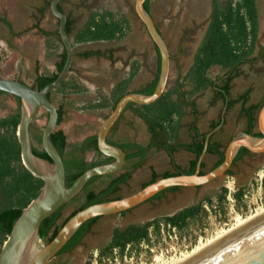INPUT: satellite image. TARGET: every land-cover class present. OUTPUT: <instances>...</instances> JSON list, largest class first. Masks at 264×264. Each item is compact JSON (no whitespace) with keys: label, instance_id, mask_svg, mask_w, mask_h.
<instances>
[{"label":"crops","instance_id":"0c3cea01","mask_svg":"<svg viewBox=\"0 0 264 264\" xmlns=\"http://www.w3.org/2000/svg\"><path fill=\"white\" fill-rule=\"evenodd\" d=\"M23 1L27 3L28 1L30 3L34 2L38 9L43 10V16L34 15L30 9L31 7L25 6L22 9L20 2ZM51 1L0 0V8L9 11V17L15 21L18 32L14 42L11 40L12 48H9L3 38L5 37L4 34L7 33L6 28L2 24L0 25V51L4 55L1 63L2 75L37 88V79L39 77H48L60 73L58 66L66 50L58 32L59 20L49 8ZM66 1L62 0L59 8L67 16V21L70 20L72 23V30L69 36L74 47L75 56L69 75L56 90L51 92L50 98L58 109L63 110V120L66 119L67 122L61 125V130L66 133L68 142L74 144L80 143L84 136L74 142L70 134H73V136L77 133L83 134L91 129L93 136H97L102 121L110 115L121 97L133 92L143 93V89L153 84L158 75H160L159 67L161 64L159 63L161 62V57L145 25L134 13L133 0H127V3L119 0L120 3L118 5L125 6L124 10H118L116 7L112 8L104 4L94 6L88 4L82 7V3L72 0L76 5H81V10H74L72 9L73 3ZM131 6L132 8L130 9ZM34 8L36 7L34 6ZM104 9L112 11L115 21L117 20L119 23L120 29L117 31L116 37L109 40H98L91 37L81 42L79 38L85 34L86 30L94 31V26H89L93 14ZM99 19V16L95 17L97 22ZM2 20L4 23L10 24L7 18L3 17ZM174 87H179V92L172 93L171 99L180 102L184 108L175 138L164 133L154 136L148 123L146 111L142 105L129 104L126 108L132 107V109L128 111L126 109L119 118L121 121L118 120L113 127V130L117 129V133L114 135L116 140L114 144L120 147L133 144L135 146L132 147V151L139 150L135 148L136 146L144 147L147 149L146 151L151 146H154L150 149V154L146 158L154 157L155 154L159 153L161 154L159 157L168 158L171 165L175 158L173 157L174 155L171 156L169 154L168 149L170 147L176 149L183 143L185 148L178 152L176 159L183 161L180 163L187 166L188 169L191 161L197 158L196 153L189 146L205 142L206 135L211 133V128L221 119V116L218 115L216 118L210 112H206L208 108L206 104L209 106L211 103L209 102L210 99L206 98V101L204 97L197 98L195 94L189 96L192 85L185 82L184 77L178 79L175 83H170L169 81L165 92L170 91ZM182 87H184V92H181ZM188 87L189 89L187 90L186 88ZM225 103L226 100L223 104L218 102L214 105L213 111L218 109L220 105L223 106L224 110ZM198 107L201 110L200 116L197 115ZM186 109L188 110V116H184ZM227 109L225 112H227ZM96 127L98 129L94 133ZM77 130L78 132H76ZM120 131L124 134V141H120L118 138ZM230 136L231 134L229 135L228 133V138ZM193 137H196V140L191 142ZM149 143L151 144L149 145ZM227 145L223 146L221 150L224 153ZM96 155L97 153L94 156L91 154L92 159L90 161ZM213 155L219 157V160L215 161V165L219 163L221 155L215 152H208L202 162L204 167L207 165L206 159ZM143 156H137L140 158L135 157L127 161L125 167L131 161L134 165L139 164L146 159ZM118 174L116 175L119 176ZM245 180L244 183L238 184L236 188L237 192L240 190L244 192L242 202H247L244 197H248L245 191L249 181L253 180V184L250 186L253 191L254 184L260 192L264 188V178L262 182L257 180V178H246ZM189 206L191 205L179 208L172 215ZM209 206L211 205L204 203L205 209L210 212ZM223 216L220 214L221 219ZM198 224H200L199 220L194 219L187 229L184 231L179 230L180 240L187 239L186 234L193 232V226H198ZM160 236L161 234L158 236L154 234L153 228L150 229V242L152 244L159 242Z\"/></svg>","mask_w":264,"mask_h":264},{"label":"trees","instance_id":"16d2710c","mask_svg":"<svg viewBox=\"0 0 264 264\" xmlns=\"http://www.w3.org/2000/svg\"><path fill=\"white\" fill-rule=\"evenodd\" d=\"M145 7L150 12L149 1L145 4ZM96 16L100 17L98 22L95 20ZM90 25L94 26V31H91L90 29L86 30L85 34L79 38L81 42L91 37L98 40L113 39L116 37L117 31L120 29L119 23L117 20L115 21L112 11L105 9L93 14L92 20L89 22V26ZM71 30L72 23L68 20L67 32L70 33ZM258 36L259 14L257 0H226L225 4L222 3L221 0H213L211 22L207 33L198 49L194 64L184 77V81L192 85V90L189 91V96H192L209 86H215L216 81L220 78V75L224 70L236 68L239 64L249 61V58L255 52ZM3 59L4 55L0 51V73ZM66 59L67 54L65 51L62 56V61L58 66L59 72L64 68ZM159 64H161V62ZM160 68L161 65L159 71ZM215 70L217 71L216 73L214 72ZM58 75L59 73L48 77H39L37 79V88H44L46 85L53 82ZM232 77L233 76L230 75L229 78L223 81V91L220 92L222 97H226V94L229 92ZM158 80L159 75L153 84L143 89V93L152 94L156 89ZM174 92H179V87H174L170 91L165 92L152 104L142 105L146 111L148 123L154 136L164 133L175 138L177 135L184 108L180 102L171 99V94ZM7 94V92L0 90V100H2L1 98ZM50 95L51 93H49L48 96L50 97ZM17 100L19 104L17 111L0 118V252L14 223L19 218L22 211L39 195L44 186V181L34 176L27 169L22 160V147L17 135L21 118V100L18 97ZM240 100L243 102V110H246V113L248 114V131L251 133L257 120V114L254 111L260 106L246 109L244 106L248 100L247 94L242 95ZM142 107L140 106V108ZM62 121L63 110L59 109V123ZM31 136L34 152L41 157L51 160L43 149L42 133L40 132V129L37 128L34 130L31 128ZM51 138L64 158L68 186H71L87 169L113 160V158L106 157L99 151L96 135L89 137L82 143L70 144L64 130L58 129L52 134ZM134 146L135 145L133 144L121 146L128 153L127 161L137 156H143L147 152L146 148L140 146L135 147L139 150L132 151V147ZM189 147L194 153H196L197 158L191 161L186 173L193 174L197 169L198 158L203 152L204 142L196 143V145ZM87 149H95L97 151V155L92 161H87L83 154ZM174 149V147L168 149L171 156L174 153ZM208 152H215L221 155V160L214 166V168L224 160V152L214 147L212 144L209 145ZM245 152H247V149L244 148L237 158H240ZM203 169L204 164H202L201 174L205 173ZM228 172L227 174H230ZM181 173L184 172L181 171L177 174ZM171 175L175 174L166 172L163 177ZM131 176L132 172L128 171L119 176L113 174L97 176L91 179L85 186L83 193L73 200L80 201L79 206L74 209L62 221V223H59V220L63 217V209L65 206L42 222L39 230L41 239L45 240L47 243L52 241L62 226L76 212L91 204L113 199L110 196L119 192L121 185L127 184ZM158 178L159 175L153 170L151 180L146 182L144 186L154 182ZM97 180H100L104 185L100 190H97L94 187V183ZM178 188L179 187H172L168 190H176ZM163 192L157 194L152 199L159 198ZM243 195V190H240L235 194L239 210L242 208ZM226 199L227 189L225 188L218 196L219 201L217 206L213 205L211 197H208L206 200L207 203L214 208L215 213L222 212L223 214H226ZM126 212L121 214H125ZM208 214L209 211L205 209L204 203L200 202L199 204L185 207L174 215L157 218L146 224H130L125 228L117 227L114 231L113 242L108 248L101 251V257L99 256V258L102 260L104 256H112L115 248L118 249L120 257H125L126 255L131 254L133 249L137 250L141 243L146 242L147 244H152L150 242V229L153 228V232L156 236L160 235L161 220L170 222L171 224L176 225L180 231H184L190 226L192 220L203 221V218L207 217ZM100 218L101 217H97L87 221L64 246L59 254L67 252L77 244ZM128 246L129 250H127ZM56 264L67 263L58 262Z\"/></svg>","mask_w":264,"mask_h":264},{"label":"water","instance_id":"95a60500","mask_svg":"<svg viewBox=\"0 0 264 264\" xmlns=\"http://www.w3.org/2000/svg\"><path fill=\"white\" fill-rule=\"evenodd\" d=\"M61 1L52 0L50 3L52 14L59 20L58 32L67 54L66 63L58 77L44 88L38 89L0 73V90L21 100V118L17 135L22 147L23 163L34 176L44 181L39 195L22 211L14 223L0 252V264H49L87 221L132 210L172 187L190 188L209 184L227 174L241 148H246L253 153L264 152L263 105L257 119L261 135L248 132L236 135L228 143L224 160L217 167L206 173H200L203 159L208 153L211 132L206 135L195 173L160 177L130 195L91 204L70 217L55 238L41 246L39 230L45 219L81 195L87 183L94 177L117 174L125 169L127 153L108 140L109 133L129 104L149 105L157 101L167 90L171 77V53L152 14L145 7L147 0H134L135 14L145 25L160 53L161 70L158 84L152 94L133 92L118 100L110 115L102 121L97 133L99 151L113 160L87 169L71 186H68L64 158L51 138L56 130L61 129L59 109L48 96L67 78L75 56L74 47L67 32V16L59 8ZM227 105L225 103L222 122ZM42 112L48 113L42 130V146L51 160L37 155L33 150L31 127ZM178 264H264V212Z\"/></svg>","mask_w":264,"mask_h":264},{"label":"rangeland","instance_id":"374dc122","mask_svg":"<svg viewBox=\"0 0 264 264\" xmlns=\"http://www.w3.org/2000/svg\"><path fill=\"white\" fill-rule=\"evenodd\" d=\"M176 2L175 6L170 5L168 0H150L151 8L156 16V18L161 21H164L163 29L170 37L169 32L174 29L175 25V18L174 13L177 12L176 6L182 7L183 9H187L192 4V1L195 0H173ZM222 3L225 4L226 0H221ZM134 2V0H133ZM196 7L199 13V21L204 18V15H209L210 13V6L213 3V0H196ZM263 3L264 0H260ZM120 1L117 0H106L103 4L109 5L110 7L118 8V10H124L125 6L118 5ZM131 3V2H130ZM102 4V5H103ZM132 6L130 7V9ZM183 13H185L183 11ZM168 31V32H167ZM180 35L175 37V39H180ZM264 45V10L263 14L261 15L260 25H259V36L257 41V46L260 48ZM175 47V45L173 44ZM196 46V45H195ZM175 50V48H174ZM193 47L189 46L186 53L181 56L182 61V69L181 72L186 73L187 69L189 68L190 62L192 60V51ZM261 61H258L254 64L248 63L241 67L238 77L234 81L233 84V94L235 97L243 94H247L250 97L249 104L260 106L256 109V113L260 111L261 107L264 105V64L262 66ZM176 64L172 65L170 83H175L179 79V72L177 71ZM217 72L216 70L214 71ZM185 75V74H184ZM187 90L189 89L186 88ZM208 96V95H207ZM210 98V95L208 96ZM2 101L0 103V118L13 114L17 111L19 104L17 98L13 97L12 95H5L1 98ZM208 107V104H206ZM240 105H236L232 111L230 112L229 121L230 125L229 128L231 129L229 135L231 136L225 139V146L228 144L229 140L232 136H236L243 131L244 127V119L241 116ZM223 110V106L220 105L218 109H212L210 112L216 118ZM48 117L47 112H42L37 119L33 122L32 127L34 130L37 128L40 129L42 133L44 122ZM67 121L66 119L62 121L61 125L65 124ZM98 127L94 129L97 131ZM78 132V130L76 131ZM86 134L77 133L73 136L70 134L71 139L76 142L80 139V137ZM118 138L120 141H124V134L120 131L118 133ZM228 139V140H227ZM161 154H155L154 157H149L144 159L138 165L140 167L137 169L134 178L128 182L127 184H123L122 188L119 192L111 195L110 197L113 199L121 198L127 195H130L141 188L144 187L146 181L152 177L153 166H156L157 170L160 173L166 172L167 169H170L171 165L166 157H159ZM184 157V156H183ZM182 157V159H184ZM87 160H91V153H88ZM219 160L218 156L208 157L206 159L207 165L204 167V171L208 172L215 166V161ZM134 163L131 161L128 163L129 167H132ZM159 175V174H158ZM259 175H264V165H261L255 171H249V174L242 173L240 176L237 177L235 175H225L223 177L218 178L217 180L206 184L200 188L198 187H190L188 189H180L174 192H168L166 197L160 201H157L156 204L153 201H148L134 209V211L128 213L127 215L117 214L106 216L104 218H100L93 226L92 232L85 236L84 242L82 246L74 249L72 251L66 252L62 256L64 257H56L54 260L61 261L62 259H66L72 264H79L83 260L86 259L87 255L94 256L96 253L98 254V264H159L156 261L157 255H163L165 260L170 259L173 256H180L184 252H190L197 244L200 243V239L202 241L208 240L210 237H213L216 233L221 231V229H227L234 224L235 217L240 214L244 217L254 213L257 209L264 206V188L262 192L257 190V187L254 184V191L251 189V184H253V180L248 182L245 194L248 195L247 202H242V210L238 209V203L232 205V203L226 199L225 207H226V214L215 213L214 208L209 206L210 212L207 217L203 218V221L199 220L200 224L198 226H193V232L191 231L189 234H186L187 239L180 240L178 243L173 242L169 239H165L164 236L161 234L160 241L154 244H142L136 250L133 249L132 253L127 255V258L120 257L118 259H114V251L112 256H104L101 260L99 258L101 249L100 246H103L112 236L114 229L117 227H124L129 224H146L151 222L157 218H162L165 216L172 215L175 211L183 206H188L192 204H197L200 202L207 203V198L211 197L213 201V205L217 206L218 203V196L222 193L223 189H227L228 186L234 187L235 189L238 187V184L244 183L246 178H258ZM163 177V176H160ZM159 177V178H160ZM94 187L97 190L102 189L104 186L100 180H97L94 183ZM237 191V189H236ZM228 196V192H227ZM80 204V201H72L68 203L63 209V217L59 220V223L62 221ZM210 205V204H209ZM241 207V205H240ZM220 214L224 215L223 218H220ZM226 216V217H225ZM225 217V218H224ZM163 221V220H161ZM181 239V237H180ZM47 242L43 239L39 240V244L44 246ZM131 249V248H130ZM95 257V256H94ZM101 257V256H100ZM107 257L110 259L107 260ZM113 257V258H112ZM89 264H96L95 260L93 262H89Z\"/></svg>","mask_w":264,"mask_h":264},{"label":"flooded vegetation","instance_id":"af4514ba","mask_svg":"<svg viewBox=\"0 0 264 264\" xmlns=\"http://www.w3.org/2000/svg\"><path fill=\"white\" fill-rule=\"evenodd\" d=\"M74 1H76V0H74ZM74 1L67 0L66 2H68V3L72 2L73 3L72 4V9H74V10L75 9L76 10L80 9L81 10V5H82V7H83V5L87 6L88 4H90L92 6L99 5V4L101 5L106 0H77L78 3H82L81 5H76L74 3ZM117 1H119V0H117ZM122 1L124 3H127V0H122ZM147 1H149L150 13L152 14L158 29L161 31V33H162L163 37L165 38V40L167 42V45L169 47V50H170V53H171V61H172L171 66L173 64H176L177 69H178L177 71L179 72V79H182L183 77L186 76L187 72L189 71L191 66L194 64L198 49H199L200 45L202 44L203 39L205 38V35L207 33L209 24L211 22L212 5L210 6L209 15H204V18H202L201 21H199V19H198L199 18V13L197 11V7H196V4H195L196 0L192 1V4L187 9H183L182 7H178L177 8V6H176L175 10L177 12H175L174 16H173L175 18V20H174L175 21L174 29L169 32L170 37H168V34L163 29L164 21H161V20L158 21V19L156 18L155 14H154V12H153V10L151 8L150 0H147ZM147 1H146V3H147ZM168 2L170 3L171 7L176 5V2H174L173 0H168ZM20 3H21L20 6L22 7V9H24L25 6L29 7V8L31 7L30 9H31V11H32V13L34 15L37 14V15L43 16V14H44L43 10L38 9L37 5L34 4V2L30 3L28 1V3H27V2L23 1V2H20ZM34 6L36 8H34ZM257 7H258L259 25H260L261 15L263 14V10H264V2L263 3L261 2V5H260V0H257ZM183 11L185 13H183ZM134 13H135V11H134ZM3 17L7 18L9 20L10 24L4 23L3 20H2ZM1 24L3 25L4 28H6V31H7V33L4 34L5 37H3V38L6 41V43L8 44L9 48H12L11 40L14 42V38L18 34L16 25H15V21L12 18L9 17V11L8 10L5 11V10H2L0 8V25ZM177 34H178V36L180 35V37H179L180 39H175ZM173 44L175 45V47L173 46ZM189 46H192L194 50L192 51V60L190 62L189 68L187 69L186 73H184L185 74L184 75L183 72H181V69H182V67H181L182 66L181 56L184 53L187 52ZM174 48H175V50H174ZM263 60H264V45H262L260 48L258 46H256L255 52L249 58V61L239 64L236 68H231V69L224 70L221 73L220 78L216 81V83H215L216 85L215 86H209L206 89H204L202 91H199V92H197L195 94V96H197V98L198 97L199 98L204 97L205 100H206V98L210 99L209 102H211V103L209 104L208 108L206 109L207 110L206 112H211L213 107H214V105L217 104L218 102L223 104L225 102V100H226V103L228 104V106H227L228 109H227V112H225L224 121L222 122V112H223L222 111L220 113L221 119L218 122L216 121L217 123H215V125L210 130L212 132L210 143L214 147L222 150L223 146H225V139L227 138L228 132L231 131V129L229 128V125H230V121H229L230 112L232 111V109L237 104L241 106L240 107V111H241L240 113H241L242 118L244 119V124H245L244 127H243V131L242 132H248L249 133V131H248L249 130L248 114L246 113V110H243V102H242V100H240L242 95H239V96L235 97V95L233 94V91H232L233 90V84H234V81L236 80V78L238 77L240 69H241V67H243V65H246L248 63L254 64V63L258 62V61L263 62ZM263 64L264 63H262V66H263ZM1 73H2V70H1ZM230 75H232L233 77H232L231 82H230L229 92L226 94V97H222L220 95V92L223 91V89H222L223 81L225 79L229 78ZM181 92H184V87H182ZM7 95H10V94H7ZM206 95H208V96L210 95V98L208 96H206ZM1 101L2 100H0V103H1ZM249 101H250V97L248 96L247 103L244 106L246 109H250V108H253L255 106V105H250ZM0 108H1V105H0ZM126 109L125 110L128 111L129 109H132V107H128ZM254 112L256 113V111H254ZM200 113H201V110H200V107H198L197 115L200 116ZM184 116H188V110L187 109L185 110ZM183 119H184V117H183ZM257 119H258V114H257ZM119 121H121V120H119ZM251 131H252L251 134L258 135V136L261 135V133L258 130V120H256V122H255V124H254V126H253ZM91 132H92L91 129L87 130L86 134L84 135V137L82 138V141L80 143L84 142L89 137L93 136V133H91ZM116 133H117V129L113 130V128H112V130L110 131L109 136H108V140L113 142V144L116 143V140L114 138V135H116ZM195 140H196V137H193L191 142H193ZM150 144L151 143H149V145ZM183 145H185V144L182 143V145H180L178 148H176L174 150V153H173L174 156L173 157L175 158V160L172 162V164L170 166L171 168L167 169L166 172H170L172 174H177V173H179L181 171L182 172H186L187 171V166H185L184 164L180 163V162H183V161H180V160L176 159L178 152H180V150L182 148H185V146H183ZM153 147L154 146H151L149 148V150L143 156L144 158H146L150 154V149L153 148ZM243 149L244 148H241V150L239 151V154H240V152ZM88 153H91L94 156L97 153V151L95 149H87L83 154H84L85 157H87ZM237 157H236L237 160L236 159L234 160V163H233L231 169L228 172L230 174H227V175H235V176H237L239 178V177H241L240 175L242 173H245V174L248 173L249 174V171H251V172L255 171V169H257L261 165H264V152L263 153H253V152L247 150V152H245L240 158H237ZM137 158H140V157H137ZM139 167H140V165H138V164L137 165H133L132 167L127 166V167H125V170L120 172L118 175H121V174L126 173L128 171H131L132 172V176H131V178L128 181V182H130L134 178V175H135V173H136V171H137V169ZM153 170L156 171L157 174H159V177L163 176L166 173V172L160 173L157 170L156 166H153ZM146 182H148V181H146ZM122 185H121V188H122ZM200 187H202V186H200ZM200 187H198V188H200ZM121 188H120V190H121ZM188 188L189 187H179L176 190H167V191L165 190V192H163V194H161V196L159 198H155V199H152V200H149V201H153L156 204L157 201H160L163 198H165L168 192H174V191H177V190H180V189H188ZM134 209L129 210L125 214H122V215H127L128 213L134 211ZM104 217H106V216H104ZM104 217H101V218H104ZM133 224H136V223H133ZM93 226H92L91 230L88 231L82 237V239L77 244H75L71 249H69L67 252L72 251V250L77 249L78 247L82 246V243L84 242L85 236L87 234H89L90 232H92ZM127 226H124V227H121V228H125ZM114 231H115V229H114ZM113 239H114V232H113L111 238L103 246H100L101 251L106 249V248H108L111 245V243L113 242ZM65 253L66 252H64L62 254H58L57 257H59V258L60 257H64L62 255L65 254ZM94 256H90V254H88L86 259L83 260L79 264H89V262H93L96 259ZM58 262L72 264L69 261H67L66 259H64V260L62 259L61 261L52 260L49 264H56Z\"/></svg>","mask_w":264,"mask_h":264},{"label":"bare ground","instance_id":"6f19581e","mask_svg":"<svg viewBox=\"0 0 264 264\" xmlns=\"http://www.w3.org/2000/svg\"><path fill=\"white\" fill-rule=\"evenodd\" d=\"M264 212V206L257 209L254 213L244 217L240 214H238L235 217V222L233 224V226L227 228V229H221V231H219L218 233H216L213 237H210L208 240L206 241H201L199 244H197L190 252L187 253H183L180 256H173L168 260H165L164 256L161 255H157L156 261L159 264H178L179 262L185 260L186 258L192 256L193 254H195L196 252L200 251L201 249H203L204 247L208 246L209 244H211L212 242L216 241L217 239H219L220 237L224 236L225 234L229 233L230 231L234 230L235 228L239 227L240 225L244 224L245 222L249 221L250 219L254 218L255 216L259 215L260 213Z\"/></svg>","mask_w":264,"mask_h":264},{"label":"built area","instance_id":"2783aa9c","mask_svg":"<svg viewBox=\"0 0 264 264\" xmlns=\"http://www.w3.org/2000/svg\"><path fill=\"white\" fill-rule=\"evenodd\" d=\"M264 175H259V177L257 178V180H260L261 182L263 181ZM228 196L227 199L232 203V205L236 204L237 199L235 197L236 194V189L231 186H228ZM160 234H162L164 236L165 239H169L173 242L178 243L180 241V232H179V228L176 225L171 224L170 222H166V221H161L160 222ZM202 241V239H200V242ZM144 243H141V245ZM127 250H129V246L127 247ZM118 249L115 248L114 249V259H118ZM112 257V258H113ZM95 262L96 264H98V254H95ZM125 258H127V255L125 256ZM110 258L107 257V260H109Z\"/></svg>","mask_w":264,"mask_h":264}]
</instances>
